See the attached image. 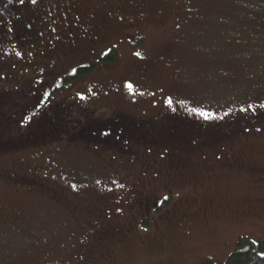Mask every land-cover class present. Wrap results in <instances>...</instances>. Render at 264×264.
<instances>
[{
    "label": "rangeland",
    "instance_id": "rangeland-1",
    "mask_svg": "<svg viewBox=\"0 0 264 264\" xmlns=\"http://www.w3.org/2000/svg\"><path fill=\"white\" fill-rule=\"evenodd\" d=\"M86 1L83 20L94 22L98 35L59 41L47 55L62 68L95 67L60 98L84 89L105 106L145 111V121L176 119L190 139L163 132V154L154 145L143 156L139 140L135 153L113 160L68 144L56 158L47 140L7 143L23 137L19 120L0 125V264H93L89 249L100 227L113 230L105 236L116 255L109 264H223L241 237L263 240L264 252V119L262 128L256 123L264 110V0ZM224 26L259 38L247 48L227 43ZM111 47L112 65L96 59ZM249 105L254 111H241ZM236 124L242 133L230 138L224 129ZM43 148L50 152L46 174L34 167L46 161L28 156ZM34 177L36 186L18 182ZM159 194L168 197L161 209L138 203Z\"/></svg>",
    "mask_w": 264,
    "mask_h": 264
},
{
    "label": "flooded vegetation",
    "instance_id": "flooded-vegetation-1",
    "mask_svg": "<svg viewBox=\"0 0 264 264\" xmlns=\"http://www.w3.org/2000/svg\"><path fill=\"white\" fill-rule=\"evenodd\" d=\"M85 2L87 1L38 0L37 4L33 5L30 0H25L24 4H21L19 0H0V122L2 121L0 125L15 126L16 120H19L21 127L18 129V126H15V130L23 135L22 138L19 137L15 141L10 139L7 143L10 145L12 142L14 147L18 145L20 148L33 144L32 142L37 140H47V142L55 143L51 153L56 158L59 157L61 151L59 149L62 145L61 149L64 151L68 144H72L75 148L84 147L91 151L100 149L103 155L109 153V157L105 159L113 160L115 157L120 159L119 155L122 157L129 150L135 153L134 145L139 140L147 149V151L139 150L137 147V151L143 153V156L149 155V148L154 145L156 149L158 148L160 155L163 154L160 148L164 147L165 142L159 140L163 132L175 140L182 137L190 139V135H185L184 130L179 129V123H174L176 119L173 121L170 118L167 123L145 121L140 117L141 114H147L145 111L140 109L141 114L136 112V115H133L127 109L105 106L92 98L90 92L82 91L84 89L80 90L79 95H84L85 100H80L77 92L73 91L63 99L60 98V92L68 90L70 83L85 77L90 72L70 80L69 78L73 77L69 74L71 69H78L81 64L78 62L70 67L62 68L56 63L60 58L58 59L57 56L51 58L47 54L59 41L61 45V42L66 40L77 42L79 36L98 35L96 31L99 30L96 29L94 22L86 23L83 20L87 9L88 12L90 10ZM110 49L114 50L113 47ZM100 57H103L102 53H98L96 59ZM102 62L106 63V61ZM91 65H93L92 68L95 67L94 63ZM56 82L60 84V87H55ZM25 84H29V87H23ZM35 84H38L37 89H34ZM24 88L29 91H25ZM45 92L51 93V96L47 102L41 103ZM26 93L34 95L33 101L27 98ZM73 93L76 94L75 97ZM53 99L57 100L53 102ZM22 116H29L32 119L29 123L22 124ZM252 118L253 116L249 117V119ZM256 118H258L256 123H259L262 128L260 118L264 119V110L260 111ZM200 128L205 129L206 133L214 132V127L210 125L203 124ZM240 129L241 126L237 124L236 126L226 125L224 131L232 138L242 133ZM105 132L110 134L105 136ZM172 143L174 142L166 144ZM40 154L28 156L33 160L43 158L47 165L50 152L43 148ZM21 156L25 158L22 153ZM138 158L134 159L138 160ZM151 164L148 163L144 168L150 169ZM34 167L37 168L35 171H41L43 174H46L49 168L48 165L40 167L39 163H36ZM51 172L49 174H52ZM20 179L18 182L22 184L29 183L31 186H36V182L38 183L35 177L30 181ZM44 188L46 192H52L49 186ZM162 194L154 196L151 203L145 198H141L138 203L143 202L142 206L146 210L161 209L162 206L159 204L164 197H161ZM91 224L95 225V222ZM103 228L100 227L95 240H91L94 242H91L89 249L91 256L94 254V260H90L93 264H109L116 256L115 252L109 248L111 246L107 245V237H105L113 230ZM87 257L90 259V256Z\"/></svg>",
    "mask_w": 264,
    "mask_h": 264
},
{
    "label": "trees",
    "instance_id": "trees-1",
    "mask_svg": "<svg viewBox=\"0 0 264 264\" xmlns=\"http://www.w3.org/2000/svg\"><path fill=\"white\" fill-rule=\"evenodd\" d=\"M225 30L222 29L221 34L222 38L225 42L231 43L234 40L238 41L239 43H244L245 48H247V42L248 41H255L259 37H256L258 32L256 31L255 35L252 36H245L242 37V32L238 31L237 28H229L228 26H224ZM253 31V30H252ZM218 32V31H217ZM217 32H214L216 34ZM244 48V49H245ZM223 52H221L222 54ZM218 54V53H217ZM244 54V52H243ZM116 58V53L113 49H111V52L108 56L100 57V61H106V63L112 64L113 61ZM93 67V65H80L77 69V74L71 78L70 80L76 79L79 77V75H86L90 72V69ZM206 95H208V92L205 91ZM90 169V167H88ZM167 202V200L165 201ZM246 241V242H245ZM245 242V243H244ZM262 241L253 244L251 240H246L244 237L239 238L237 242V248L231 251V253L227 256V260L224 261L223 264H264V257H261L258 255L259 252L262 250Z\"/></svg>",
    "mask_w": 264,
    "mask_h": 264
},
{
    "label": "snow or ice",
    "instance_id": "snow-or-ice-1",
    "mask_svg": "<svg viewBox=\"0 0 264 264\" xmlns=\"http://www.w3.org/2000/svg\"><path fill=\"white\" fill-rule=\"evenodd\" d=\"M19 2H20L21 4H24V3H25V0H19ZM30 2H31V4L35 5V4H37L38 0H30ZM9 31H11V29H9ZM110 52H111V49H108V51L103 52L102 55H103V56H108V55L110 54ZM17 55H19V53H17ZM134 55L137 56V57H141V53H140V52H135ZM141 58H142V57H141ZM69 74L72 75V76H75V75L77 74V69H76V68H72ZM41 83H42V82H41ZM55 87H57V88L60 87V84H59L58 82H56V83H55ZM126 87H127V88L129 89V91L131 92L132 89H133V84H132V83H127V84H126ZM78 95H79V94H78ZM141 95H142V93H141ZM50 96H51V93L45 92L44 95H43V98H42V100H41L40 102H41V103H45V102H47ZM79 99H80V100H85L86 97H85L84 95H79ZM165 104H166L169 108H171L172 105H173V99H172L171 97H168V98L165 100ZM260 107H261V108H264V104L260 105ZM193 111H196V110L193 109ZM241 111H254V106H253V105H249L247 108H245V109H241ZM200 115L204 116L205 118H208V117L210 116L209 113H205V112H201ZM31 119H32V118L29 117V116H22V118H21V122H22V124H27V123L30 122ZM109 134H110V133H108V132H105V133H104L105 136H107V135H109ZM113 183H116V182L113 181ZM71 187H72L73 191H75L76 188H77V186H76L75 184H73ZM117 187H123V185L117 184ZM109 191H112V189H109ZM167 199H168L167 196L163 197V200L166 201ZM252 243H253V244H256L257 241H256V240H253ZM258 255L261 256V257H264V252H259Z\"/></svg>",
    "mask_w": 264,
    "mask_h": 264
}]
</instances>
